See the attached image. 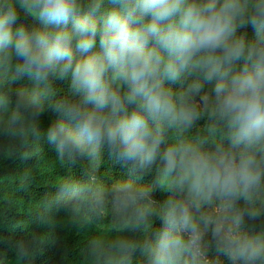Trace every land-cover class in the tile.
Listing matches in <instances>:
<instances>
[{"label":"clouds","instance_id":"obj_1","mask_svg":"<svg viewBox=\"0 0 264 264\" xmlns=\"http://www.w3.org/2000/svg\"><path fill=\"white\" fill-rule=\"evenodd\" d=\"M37 138L83 167L53 206L111 222L82 264H264V0H0V140Z\"/></svg>","mask_w":264,"mask_h":264},{"label":"rangeland","instance_id":"obj_2","mask_svg":"<svg viewBox=\"0 0 264 264\" xmlns=\"http://www.w3.org/2000/svg\"><path fill=\"white\" fill-rule=\"evenodd\" d=\"M50 125L49 120L42 116L43 132ZM15 158L18 166L16 181L41 182L45 189L54 187L59 178L57 170L63 166L55 147L47 143L46 138L32 139L27 143H8L0 140V163ZM98 176L111 185L114 181ZM0 205L3 208L18 206L21 212L33 214L35 218L26 221L22 238L0 240V256H6L8 264H14L16 257L10 245L16 241L26 242L34 255L25 264H82L84 247L90 235L100 228H109L110 221L97 224L95 220L87 222L82 215L66 210H58L53 206L52 199L35 198L33 196L0 194ZM160 226V225H159ZM75 242H78L79 253H74ZM227 264V262H225Z\"/></svg>","mask_w":264,"mask_h":264},{"label":"trees","instance_id":"obj_3","mask_svg":"<svg viewBox=\"0 0 264 264\" xmlns=\"http://www.w3.org/2000/svg\"><path fill=\"white\" fill-rule=\"evenodd\" d=\"M21 19H24L23 14L21 13ZM29 24L32 21L29 19L27 21ZM246 31L249 38H251L254 33L252 28L249 26L248 29L242 30ZM33 85L27 79L19 80L14 82L11 87L13 92L20 88H31ZM68 83L66 81H58L57 88L58 89H67ZM46 117L50 124L58 118L57 114L53 113L50 110H46L43 114ZM50 126V125H49ZM45 129L44 133L47 132ZM50 146V144H49ZM56 151V149H55ZM63 166L62 169L57 170V176L59 181L66 178H71L75 181L83 180L85 177L83 175V167L80 164L70 165L66 161H62L59 163ZM17 162L15 158L13 160H8L0 163V194H5L8 196L11 195H22V196H33L35 198H48L52 199L56 193V184L54 187L45 189L41 184V182H31V181H16L14 175H17ZM100 172L103 174V178L107 180H119L127 178V170L125 167L117 164L112 160L107 152V149L104 150L102 154V163L99 168ZM155 178V171L151 174H148L144 177L142 183L146 186L151 185ZM58 181V182H59ZM167 196V193L163 192L159 188L154 191V198L157 200H164ZM32 218H35L33 214L28 215L24 212H21L18 206L12 205L7 208H3L0 205V240H11L12 238H22L25 234L23 227L26 226V221H31ZM160 221L156 220L154 227H159ZM75 250L74 253H79V245L78 242H75Z\"/></svg>","mask_w":264,"mask_h":264}]
</instances>
